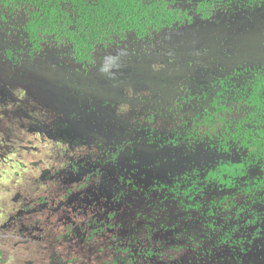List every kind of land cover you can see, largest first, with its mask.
Here are the masks:
<instances>
[{
	"label": "rangeland",
	"instance_id": "1",
	"mask_svg": "<svg viewBox=\"0 0 264 264\" xmlns=\"http://www.w3.org/2000/svg\"><path fill=\"white\" fill-rule=\"evenodd\" d=\"M209 1L88 68L0 36V264H264V165L211 184L241 156L205 127L239 116L227 77L264 74V0Z\"/></svg>",
	"mask_w": 264,
	"mask_h": 264
},
{
	"label": "trees",
	"instance_id": "2",
	"mask_svg": "<svg viewBox=\"0 0 264 264\" xmlns=\"http://www.w3.org/2000/svg\"><path fill=\"white\" fill-rule=\"evenodd\" d=\"M4 6L25 13V31L34 50L52 40V46L71 48L78 63L90 64L99 47L119 44L129 35L145 39L176 25L190 23L193 14L211 16L215 1L203 0L195 10H187L175 0H4ZM247 96V95H245ZM249 109L242 118L223 117L206 125L223 150L235 148L240 162L227 163L210 172L207 180L227 188L245 178L249 171L264 165V75L253 81L245 103ZM216 133V135H213ZM232 151V150H231ZM264 190V180L245 186L251 196Z\"/></svg>",
	"mask_w": 264,
	"mask_h": 264
},
{
	"label": "flooded vegetation",
	"instance_id": "3",
	"mask_svg": "<svg viewBox=\"0 0 264 264\" xmlns=\"http://www.w3.org/2000/svg\"><path fill=\"white\" fill-rule=\"evenodd\" d=\"M1 1H4V0H0V2ZM200 2L201 1H199L198 3H200ZM197 4L194 5L191 8H187V7H183V8L193 11V10H195V7L197 6ZM217 9H219V5H216L214 7V9L212 10L211 16L209 18H207V19H203L199 15L193 14V21L192 22L183 23V24H180L178 26L176 25L173 28H176V27H183V28L184 27H188V26L194 25L195 22L199 21V20L200 21H209L214 16V14L217 11ZM27 21H28V17H27V15L25 13H20V11H18V10L17 11H15V10L13 11L11 9V7L4 6L2 3H0V34H1L0 36L3 39V35L7 34V35H12V37H11L12 39L14 37H16V39H18V36H15V35L18 34L19 31H21L25 35L24 38L27 39L26 45H27V47H29L30 55L32 57H35V56L40 55L43 52V50L45 48H47V39L45 40V42L41 43V49H39L38 51L34 50L32 43H30V41H29L28 34L25 31V25H26ZM173 28H170V29H173ZM167 30H169V29H165L164 31H161L159 33H154V34H156V35L157 34H161V33L165 32ZM10 33H12V34H10ZM152 36H153V34L150 37H148V38L140 40V39L135 38V36H133V35H129L125 41H123V42H121L119 44L107 45L106 47H99V49L95 52V54L93 56V60H92V62L90 64H83V63L76 62L75 59L73 58L72 50H71V58H72V61H74L75 63H77L80 66H82V68H88V67H91V65L93 66L97 62V60H100L101 58H106V56L108 55V51L109 50L114 49V48H118L119 45H123L124 43H126L127 40L131 39L132 41H137V42H140V41L143 42L144 41L145 42L146 40L150 39ZM4 40H7V39H4ZM49 41H52V40L50 39ZM55 47L64 48L63 45H59V46L55 45ZM5 53H6L5 55H7V57L10 56L12 59L14 58V52H13V50L11 48L8 49L7 52H5ZM97 56H98V58H97ZM258 75H264V74H262V73L255 74L250 79H248L246 81H243V82H237L236 80H234L233 76L227 77L226 80H230V85L228 84L226 87L229 88V94H232L230 96L235 99L234 100L233 98H231L229 100V103H231V102L234 103V102L239 100V102H236V105L238 104L237 105L238 108H237V113H235L236 115H239V116L238 117H234V118L239 119L241 117L243 118L246 115L249 107L245 103H246V100L248 98V94L251 91V86L253 84V81L256 78V76H258ZM220 82H223V80H220ZM232 83H235V84H232ZM245 95H247V96H245ZM163 110H165V109H163ZM209 110L212 111L211 108ZM228 118H230V117H228ZM154 129H158V127H154Z\"/></svg>",
	"mask_w": 264,
	"mask_h": 264
}]
</instances>
